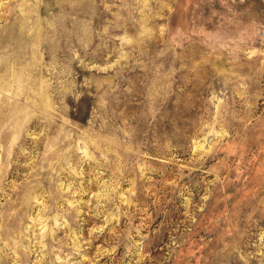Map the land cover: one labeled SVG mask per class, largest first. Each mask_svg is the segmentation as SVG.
<instances>
[{"label":"rangeland","instance_id":"374dc122","mask_svg":"<svg viewBox=\"0 0 264 264\" xmlns=\"http://www.w3.org/2000/svg\"><path fill=\"white\" fill-rule=\"evenodd\" d=\"M0 264H264V0H0Z\"/></svg>","mask_w":264,"mask_h":264}]
</instances>
